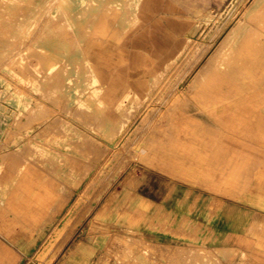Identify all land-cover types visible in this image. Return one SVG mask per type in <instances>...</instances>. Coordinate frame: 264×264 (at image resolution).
<instances>
[{
  "label": "crops",
  "instance_id": "1",
  "mask_svg": "<svg viewBox=\"0 0 264 264\" xmlns=\"http://www.w3.org/2000/svg\"><path fill=\"white\" fill-rule=\"evenodd\" d=\"M40 1L41 27L55 32L47 44L56 52L49 70L59 62L63 73L54 81L48 76L43 85L48 93L64 90L57 102L47 101L44 110L58 116V123L80 116L83 112L71 100L76 96L111 124L148 97L154 79L177 60L193 35L194 10L209 3L138 0L135 14H129L122 0H84L98 2L89 9L80 5L81 0H54L50 5L48 0ZM57 5L64 15L53 17ZM79 56L88 59L95 85L78 73ZM81 87L85 92L79 96ZM263 97L264 92L256 90L234 92L227 97L233 101L204 108V114L194 115L191 110L178 114L177 129L171 133L164 124L159 131L166 134L153 136L152 152L144 148V159L135 162L134 192L145 213L131 212L126 225L147 241L164 245L186 243L195 228L206 246L233 248L239 257L247 253L256 264H264V249L253 235L264 231V106L257 102ZM72 124L82 129L79 119ZM7 144L26 145L17 138ZM26 157L17 154L9 159L10 175L14 163L15 173L18 164L30 163L14 185L30 198L14 222L9 220L12 212L1 211L0 264H24L49 238L47 212L54 201L50 204L48 197L60 192L56 190L60 178L53 181L47 166L34 165ZM76 174L71 178L80 177L79 171ZM80 187H69L66 193L77 194ZM62 264H71L68 255Z\"/></svg>",
  "mask_w": 264,
  "mask_h": 264
},
{
  "label": "rangeland",
  "instance_id": "2",
  "mask_svg": "<svg viewBox=\"0 0 264 264\" xmlns=\"http://www.w3.org/2000/svg\"><path fill=\"white\" fill-rule=\"evenodd\" d=\"M36 1L0 0V212L7 208L13 213L9 220L14 222L23 203L29 200V196L14 185L30 163L18 164L17 173L14 163L10 175V157L26 155L34 165L47 166L50 176L55 178L53 181L61 179L60 189H56L60 192L48 197L50 204L54 201L47 212L49 238L24 264H62L67 255L71 264H88L89 259L90 264H256V259L247 253L239 257L236 250L232 253L229 249L206 246L195 228L186 243L164 245L147 241L140 232L126 225L131 212L145 213V205L134 192V170L135 162L144 159L141 157L144 148L152 152L153 136L158 138L159 133L165 135L177 129L175 124L180 113L191 110L194 115L204 114V108L233 101L227 97L234 92H264V26L261 25L264 14L258 18V12L248 19L257 26L241 34L251 36L250 47L244 51L248 54L226 60L224 69L212 68L204 74L199 86H192L198 70L229 30L245 17L255 0H209L205 9L194 10L193 35L185 50L164 74L154 79L148 97L130 106L117 124L108 123L104 116L91 112L76 96L71 100L77 102L83 112L80 116H68L58 123V116L44 110L47 101L57 102L64 91L48 93L44 80L49 76L54 81V76L63 73L59 62L49 70L56 52L53 49L51 52L47 44L55 37V32L48 26L42 29L44 16H38L41 1ZM48 1L50 5L54 0ZM122 2L129 14H135L138 0ZM80 5L89 9L98 2L81 0ZM118 7L122 9L123 5ZM58 14L64 15L59 5L53 17ZM65 27L70 28L66 21ZM89 66L88 59L78 57V73L88 76L90 83L95 85ZM84 92L81 87L77 94L80 96ZM257 102L264 106V99L258 98ZM77 119L82 129L72 124ZM164 124L167 131L160 132ZM16 138L26 145L4 146ZM46 158L48 163L44 162ZM77 171L80 177L71 178ZM80 184L77 194L66 193L69 187ZM5 189L11 200L3 196ZM253 235L264 249V231ZM142 240L152 248L148 251L141 246L128 248L134 243L141 245ZM74 245L79 247L71 249ZM177 248L192 255L174 256V252L170 255V250ZM261 262L264 263V259Z\"/></svg>",
  "mask_w": 264,
  "mask_h": 264
},
{
  "label": "bare ground",
  "instance_id": "3",
  "mask_svg": "<svg viewBox=\"0 0 264 264\" xmlns=\"http://www.w3.org/2000/svg\"><path fill=\"white\" fill-rule=\"evenodd\" d=\"M58 9H57V11H58ZM256 12H258V15H257L258 18L263 16V14H264V0H255L252 8L248 9L245 12V17H243V19H241V21L237 25H235L234 27H232L229 30V32L225 35V37L220 42V44L218 45V47L216 48L214 53H212V55L209 57L208 61L205 62L203 64V66L198 70V72H197V74L195 76V80L193 81V84H192L193 87H196L198 84H200L202 81H204V74L206 72H210V70H212V68L219 69L221 67V70H222L226 66L225 65L226 64V60H234V59H237V58H243V57H245L246 54H248V53H245L244 51L247 50L248 47H250L251 36H242L241 34H242V32L251 31V30H253L255 28L254 26H257V24H251L248 21V19L253 15V13H256ZM261 25L264 26V21L261 22ZM97 27H98V25H97ZM193 95H195V94L193 93ZM2 194H3V196H9V191H7L5 189V191L2 192ZM8 198L11 200L10 196ZM13 202L15 203V200ZM14 205H16L18 207V205L16 203ZM3 210H4V208H3ZM3 215H4V212H2V213L0 212V216L2 218H3ZM252 227H254V225ZM125 241H127V240L125 239ZM143 243H146V244H143ZM140 246L145 251H148V250H150L152 248V246L150 244H148L146 241H143V240L141 242V245L137 244V243H134V244L128 245V248L131 250V249L138 248ZM218 249H229L232 253L237 251V250L234 251L235 249H233V248H218ZM170 251H171V253H170ZM170 251H169L170 255L173 252L176 253V255L173 254L174 256L183 255V256H186V257H190L192 255L191 252L188 253L189 251H187V250H185L183 248H177V249L170 250ZM169 253H168V255H169ZM233 256H235V255H233Z\"/></svg>",
  "mask_w": 264,
  "mask_h": 264
},
{
  "label": "built area",
  "instance_id": "4",
  "mask_svg": "<svg viewBox=\"0 0 264 264\" xmlns=\"http://www.w3.org/2000/svg\"><path fill=\"white\" fill-rule=\"evenodd\" d=\"M4 146H8V144H4Z\"/></svg>",
  "mask_w": 264,
  "mask_h": 264
}]
</instances>
